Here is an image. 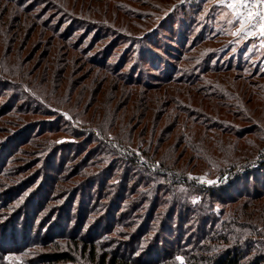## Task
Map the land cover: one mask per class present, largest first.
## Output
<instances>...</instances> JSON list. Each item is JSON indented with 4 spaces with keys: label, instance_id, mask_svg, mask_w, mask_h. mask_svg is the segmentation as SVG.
I'll list each match as a JSON object with an SVG mask.
<instances>
[{
    "label": "rangeland",
    "instance_id": "1",
    "mask_svg": "<svg viewBox=\"0 0 264 264\" xmlns=\"http://www.w3.org/2000/svg\"><path fill=\"white\" fill-rule=\"evenodd\" d=\"M1 2L0 10L3 9ZM14 2L15 5L6 7L7 10L0 15L2 31L14 30L17 34L15 41L0 38V53L3 54L0 61V264H10L4 259L6 256L19 258L12 259L11 264H47L41 263L39 257L50 255L54 246L39 248L35 242L49 232H53L51 238L55 239L64 232L66 235L98 236L119 245L123 239L116 233L120 230L126 234L127 230L115 229L106 236L105 229L121 218L123 220L121 214L126 211L115 213L114 208L120 202L113 198L125 197L122 190L127 185L131 187L127 195L130 198L132 192L153 198L158 188H165L174 202L182 203V214L187 207L196 211L184 217L178 210L180 221L175 217L168 223V227L173 224L175 232L158 235L156 246L159 248L164 246V239L172 241L176 232L183 240L196 235L192 231V222L203 221V212L206 216L217 215L221 208L217 203L219 198L226 199L244 190L252 192L258 187L253 176L261 177V172L252 173L236 189L235 186L230 191L229 188L223 189L227 192L226 197L222 194L212 197L203 189L226 184L233 171L216 162L212 166H203L199 173L188 170L193 169L191 165L181 168L185 170L179 175L157 176L156 173L160 172L157 170L161 168L158 164L147 168L137 148L119 142L108 126L98 125L102 115L93 117L91 109L88 112L81 106L77 109L75 101H70L67 94L70 87L74 94L85 92L89 101L91 90L99 85L91 83L93 75L79 85L76 80L79 75L73 77L74 73L70 72L77 70L76 66L58 74V63L69 58H63L61 50L64 48L52 40L51 33L45 28L51 22L56 29L61 27V32L74 28L78 35L92 31L91 36L101 28H110L111 35L116 32L124 38L116 60L121 59L122 54L126 56V73L135 70L141 74L142 80L158 79L161 82L155 90L159 92L165 87H169V92L171 88L183 91L177 101L192 110L196 114L195 120L204 125L210 126L218 121L221 127L243 132L254 128L263 138L264 46L261 39L264 38L233 35L239 23L229 24L231 15L222 14L223 10L215 6V0ZM23 3L31 9L29 13ZM5 49L11 51L4 58ZM16 54L20 57L17 58ZM142 56L155 61L152 64L154 70H149ZM114 64L116 61L111 66ZM205 66L209 73H203ZM2 68L4 72L1 74ZM57 80L62 82L60 89ZM101 87L108 92L106 82L101 81ZM61 89L64 92H60ZM99 95L97 88V95L91 99ZM248 97L250 103H246ZM254 106L258 108L256 112ZM103 108H107L106 105ZM105 113L110 111L105 110ZM108 121L103 119L104 123ZM160 123L162 129L171 124V119ZM47 130L51 132L45 133ZM194 137L191 139L197 142V136ZM46 141L47 144H43ZM105 144L127 153L130 163H124L113 152L95 156L93 152H100ZM85 157H88L90 166L98 163L89 167L88 163L82 162ZM133 161L139 166L131 164ZM252 167L256 165L249 168ZM55 177H61V183H51ZM208 180L215 183L208 184ZM102 191L104 195L109 194L108 200H100ZM15 194L21 195L18 201L11 203ZM45 205L40 215L35 216L40 206ZM108 209L111 210L108 212L110 217L104 212ZM47 222L49 225L46 226ZM9 225L4 234L2 229ZM57 240L59 248L70 251L65 246L71 243L70 239ZM25 245L29 248L21 249ZM148 245L150 243L145 246ZM143 251L138 255L145 260ZM71 253L77 263L68 260L58 264H88L86 258Z\"/></svg>",
    "mask_w": 264,
    "mask_h": 264
},
{
    "label": "trees",
    "instance_id": "2",
    "mask_svg": "<svg viewBox=\"0 0 264 264\" xmlns=\"http://www.w3.org/2000/svg\"><path fill=\"white\" fill-rule=\"evenodd\" d=\"M14 1L20 0H2L3 9L0 10V15L4 9L7 10L6 7L15 5ZM23 6L27 8L25 3ZM27 11L29 13L31 9L27 8ZM50 23L45 25L46 30L51 33L52 40H56L57 44L62 45L61 49L64 48L61 50L63 58H69V60L58 63L60 65L58 74L60 71H69L70 67L76 66L77 70H70V72L74 73L73 77L79 75L76 78L79 85L92 75L91 83L99 85L91 90L89 101L86 99L85 92L74 94L70 87L67 93L70 101H75L74 106L77 109V106H81L82 110L87 112L91 109L93 117L102 115V121L98 125L108 126V130L114 133L113 136L119 142L131 144L137 148L140 151V158L146 162L147 168L149 165L158 164L161 168L157 170L160 171L156 173L157 176L174 173L179 175L178 173L185 170L181 168L191 165L193 169L188 170L199 173L203 166H212L215 165V162L221 163L224 167L233 170L229 173L228 181L226 184L211 185L203 190L212 197H215L216 194L226 197L227 192L223 189L229 188L228 191H230L233 186L236 189L239 183L250 178L252 173L261 172L262 174L261 177L253 176L255 185L258 186L254 191H240L234 194L235 196H228L226 199L221 197L217 202L221 207L217 215L206 216L203 212V221L200 223L198 220L193 221L192 231L196 235L191 236L192 238L183 240L176 232L172 241L164 239L162 248L156 246L159 240L158 235L164 232H175L172 229L173 224L168 227V223L177 217L178 210L179 214L184 217L187 213H196V211L187 207L182 214V203L174 202V199L171 198L172 195L165 188H158L153 198L142 196L141 193L136 194V192H132L133 196L130 198L127 195L130 193L131 187L127 185L122 190L125 197L113 198L120 202L114 208L115 213H119L120 210H124V213L126 211L125 214H121V217L124 216V218L105 229L106 236H108L115 229L125 228L126 234L120 230L116 233L122 237L123 242L114 245L113 242L98 236L66 235L64 232H60L58 238L55 239L51 238L53 232H49L45 237L35 242L39 248L48 247V245L54 246V252H49L50 255L39 257L41 263L58 264L68 260L77 263L72 256L71 252H73L76 256L86 258L88 264H180L175 259L177 256L183 258V264H264V157L262 156L264 137L262 138L260 131L254 128L244 132L235 128L228 129L221 127L218 121L212 122L213 124L210 126L204 125L195 120L196 114L192 110L177 101L183 91L171 88L169 92V87H165L164 91L159 92L155 90L161 82L158 79L142 80L141 74L135 70L126 73L128 63L125 59L126 56L122 54V58L116 60V56L121 53L120 47L124 38L117 35L116 32L111 35L110 28H101L93 36H91L92 31L78 35V31L74 28L61 32V27L56 29ZM16 35L14 30L2 31L0 27L1 39L15 41ZM9 44L6 45L9 46ZM10 51V49L4 50V58L5 54ZM38 51L39 49L34 52L33 56ZM16 55L17 58L20 57L19 54ZM2 57L3 54L0 53V61ZM114 61L116 64L111 66ZM142 61L149 70H154L155 61L151 62L150 57L142 56ZM3 72L4 68H2L1 74ZM203 73H209L206 66L203 68ZM81 76L83 77L80 78ZM101 81L107 83L108 92L102 89ZM56 84L60 89L62 82L57 80ZM97 88L100 91L99 97L91 99L97 95ZM60 92L64 91L61 89ZM249 98L246 103H250ZM104 105L107 108H103ZM11 106L13 107V105ZM105 110H109L110 113L104 114ZM253 110L256 112L258 108L254 106ZM104 118L109 120L108 123L103 122ZM169 119H171V124L164 125L161 129L160 121ZM50 132L51 130H47L45 133ZM194 135L197 136V142L191 139L195 138ZM43 144H47V141ZM103 148L100 152L94 151L93 154L105 156L113 152V155L118 156L124 163H130L131 160L128 159L127 153L117 148H111L107 144ZM89 153L88 156H90ZM82 162L88 163V157H85ZM133 162L131 164L137 167L138 164ZM96 163L98 162H94L91 166L88 163V166L93 167ZM252 164H255L256 167L249 168ZM248 168L250 172L247 171ZM238 170L239 172L234 174ZM81 177L88 178L86 175H81ZM166 181L169 182V179ZM54 182L61 183V177H55L51 183ZM161 191H163V195H160ZM20 195L15 194L11 203L18 201ZM100 195V200L109 199V194L104 195V191ZM169 198L171 199L169 200ZM47 202L45 201V203ZM40 207L35 212V216L40 215L46 205ZM1 208L5 209L4 206ZM111 210L104 211L107 217H110L108 212L111 213ZM167 218L168 220H166ZM177 219L180 221L179 217ZM124 220L127 222L123 223ZM47 225H49L48 222ZM9 228L10 225L3 228L2 232L5 234ZM154 234L155 236L152 238ZM57 239H70L71 243L65 244L70 251L59 248ZM151 240L155 244L153 247ZM149 243L150 246H145ZM28 248L29 246L25 245L21 249ZM141 250L146 253L145 260H142L138 255Z\"/></svg>",
    "mask_w": 264,
    "mask_h": 264
},
{
    "label": "snow or ice",
    "instance_id": "3",
    "mask_svg": "<svg viewBox=\"0 0 264 264\" xmlns=\"http://www.w3.org/2000/svg\"><path fill=\"white\" fill-rule=\"evenodd\" d=\"M215 6L220 7L224 13L230 14L229 24L239 23V28L233 35L243 34L245 37L264 38V0H215ZM261 45L264 46V39H261ZM208 184L215 181L208 180ZM11 264L12 259L18 257H4ZM180 264H183V258H175Z\"/></svg>",
    "mask_w": 264,
    "mask_h": 264
}]
</instances>
